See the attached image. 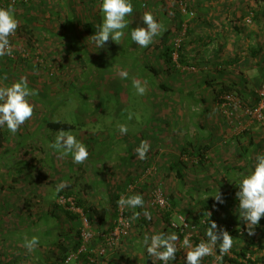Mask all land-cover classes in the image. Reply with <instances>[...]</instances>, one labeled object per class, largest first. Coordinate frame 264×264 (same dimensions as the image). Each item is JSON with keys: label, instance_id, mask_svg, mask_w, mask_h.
Here are the masks:
<instances>
[{"label": "rangeland", "instance_id": "rangeland-1", "mask_svg": "<svg viewBox=\"0 0 264 264\" xmlns=\"http://www.w3.org/2000/svg\"><path fill=\"white\" fill-rule=\"evenodd\" d=\"M131 3L121 40L97 50L90 41L103 19L100 0H0L18 22L12 54L0 57V88L24 78L36 90L18 131L0 128V264H160L138 243L159 232L177 234L171 264H184L185 238L208 241L207 216L218 229L235 226L233 179L264 153V0ZM145 13L163 31L141 48L130 32ZM61 130L86 146V161L49 146ZM141 140L150 145L143 160L135 154ZM216 189L231 192L233 210H213ZM133 194L143 207L118 205ZM32 236L38 245L28 251ZM232 237L222 260L217 244L200 264H264V217L254 234ZM255 238L259 245H249Z\"/></svg>", "mask_w": 264, "mask_h": 264}, {"label": "clouds", "instance_id": "clouds-1", "mask_svg": "<svg viewBox=\"0 0 264 264\" xmlns=\"http://www.w3.org/2000/svg\"><path fill=\"white\" fill-rule=\"evenodd\" d=\"M100 11L103 14L102 23L97 26L95 33L91 35V43L97 50L102 49L111 41L118 43L124 35L123 30L128 27L125 20L133 12L131 0H100ZM142 27H135L130 32L131 40L141 48L150 45L154 37L163 31V26L154 19L151 13H145L142 17ZM18 28V22L10 9L0 8V57L11 55L9 46V36L14 34ZM121 79L128 77V72L124 69L119 71ZM132 86L138 95H144L146 88L137 79L132 80ZM36 95L35 89H30L26 79L21 78L9 86L0 88V128H6L10 133L15 134L21 125L33 114V105L29 102V97ZM118 131L126 134L128 128L125 124L118 125ZM50 147L61 151L63 155L71 154V159L75 164H81L89 158L86 146L78 141L76 137L66 131H59ZM150 149L147 141L141 140L135 148V154L139 159L146 158ZM238 190L235 198L238 201L239 219L244 229L249 235L254 234V229L259 225L264 217V153H258L255 163L251 169L233 179ZM66 185L64 183L56 185L55 190L59 192ZM209 197V196H208ZM217 203H223L222 195L217 191L214 196ZM207 198V197H206ZM118 205L127 206L130 209L143 207L144 200L140 194H133L127 197L121 196ZM209 214V213H208ZM135 215H139L136 213ZM146 219H151V214L144 213ZM206 236L207 242H200L194 246L190 244L188 238L183 240V245L190 248L185 254L184 264H200L201 258L213 253V248L218 244V261L223 259L233 246V237L228 231L217 227L214 221L210 220ZM178 236L175 233L165 234L163 232L151 235L145 234L138 243L143 247L148 257H155L160 264H171L175 259L177 247L175 241ZM38 245V237L25 238L24 247L28 251L34 250Z\"/></svg>", "mask_w": 264, "mask_h": 264}, {"label": "trees", "instance_id": "trees-1", "mask_svg": "<svg viewBox=\"0 0 264 264\" xmlns=\"http://www.w3.org/2000/svg\"><path fill=\"white\" fill-rule=\"evenodd\" d=\"M85 31H87L88 33L92 34L93 33V27H91L89 25L88 27L85 28ZM162 58H163V62L165 64H169L171 67L174 66V64H172V62H171V57H170V55L168 54L167 51L162 53ZM223 90L224 89H222V88L217 90L216 91L217 96ZM47 126H48V128L53 129V130L60 129L61 127L62 128H66V129L70 127L69 124H62V123H56V122H48ZM221 195H222V198H223V203H217V201H216L215 204L212 206L213 210H216L217 208L218 209L223 208V209L233 210L234 207H236V202L229 201V199H230L229 196L231 195V192L230 191L229 192H222ZM210 205H208L207 207H210ZM88 208L92 209L93 215H96L99 220H103L102 216H101L102 210L101 211L97 210L93 205H90ZM85 210L86 209H84V211ZM213 210H212V212H213ZM68 214L70 215V213H68ZM200 215H202V216L205 215V211L204 210H200L199 216ZM231 219H233L232 220V224H235V226L231 225L232 228L229 230V234L231 236H241V232L244 231V226L242 225L239 217H237L235 220H234V218H231ZM210 220L214 221V222L217 221L216 217H214L213 215L210 214L209 216L206 217V225H208L210 223ZM78 233H79V230H78ZM259 241H260L259 238H255V240H249L248 243H249V245L250 244L259 245ZM79 245H80V243L78 241H76L75 242V248H78Z\"/></svg>", "mask_w": 264, "mask_h": 264}, {"label": "built area", "instance_id": "built-area-1", "mask_svg": "<svg viewBox=\"0 0 264 264\" xmlns=\"http://www.w3.org/2000/svg\"><path fill=\"white\" fill-rule=\"evenodd\" d=\"M13 1H15V0H13Z\"/></svg>", "mask_w": 264, "mask_h": 264}]
</instances>
